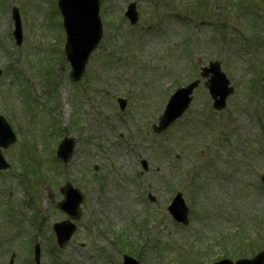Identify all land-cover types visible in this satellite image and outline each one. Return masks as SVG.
Listing matches in <instances>:
<instances>
[{
    "label": "rangeland",
    "instance_id": "rangeland-1",
    "mask_svg": "<svg viewBox=\"0 0 264 264\" xmlns=\"http://www.w3.org/2000/svg\"><path fill=\"white\" fill-rule=\"evenodd\" d=\"M130 3L139 17L133 27L124 17ZM11 7L21 17L19 47L11 36ZM99 13L103 38L82 80L72 84L57 0H0V115L17 136L15 149L2 151L10 169L0 173V264L12 254L13 264H33L36 241L42 264H53L54 254L59 264H119L125 253L139 254L130 255L139 264L252 258L264 250V110L256 113L245 89L252 69L264 64V43L253 42L264 37V0H100ZM212 61L221 63L235 88L226 110L207 121L211 99L201 83L189 112L155 136L151 126L170 95ZM118 98L127 101L123 112ZM260 99L264 104V94ZM214 131L225 140L204 142ZM63 137L76 141L67 166L54 158ZM202 149V159L213 163L198 158ZM173 159L196 177L191 198L182 194L187 227L167 212L182 193ZM25 164L44 166L43 175L24 182ZM66 181L83 194L82 217L59 250L51 225L66 219L56 210ZM6 188L16 207L11 215Z\"/></svg>",
    "mask_w": 264,
    "mask_h": 264
},
{
    "label": "water",
    "instance_id": "water-1",
    "mask_svg": "<svg viewBox=\"0 0 264 264\" xmlns=\"http://www.w3.org/2000/svg\"><path fill=\"white\" fill-rule=\"evenodd\" d=\"M58 7L63 18V27L66 33V44L64 54L66 60L71 65L70 79L77 82L82 77L85 66L90 54L96 49L102 38V24L99 19V0H58ZM131 24L137 22V14L135 7L131 5L126 13ZM13 19L15 21V38L17 44L21 42V31L19 17L16 10H13ZM210 79L205 83V87L214 100L213 107L216 110L225 108L226 98L233 93V89H229V82L225 79L224 74L220 72L218 63L210 64L209 69L202 71V77ZM199 82H194L185 89L178 90L170 99L164 115L159 120L158 127H154L155 133H161L171 126L188 108L191 101V94ZM121 109H124V101H119ZM14 141L9 128L0 119V146L6 148ZM74 147L73 139H64L61 143L57 156L64 164L70 161L72 149ZM144 168L145 164L143 163ZM0 156V169L5 168ZM61 193L64 201L59 204V208L65 212L71 219L77 220L80 217L79 205L82 201V195L71 188L67 184ZM168 211L172 217L179 223L187 224V209L184 207L180 195L174 199ZM58 244L63 247L71 238L75 231V227L70 222H64L54 227ZM39 247H35V262L39 264ZM264 254L259 255L251 261H241L236 264H263ZM124 264H138L128 257H124ZM218 264H232L223 261Z\"/></svg>",
    "mask_w": 264,
    "mask_h": 264
},
{
    "label": "trees",
    "instance_id": "trees-1",
    "mask_svg": "<svg viewBox=\"0 0 264 264\" xmlns=\"http://www.w3.org/2000/svg\"><path fill=\"white\" fill-rule=\"evenodd\" d=\"M262 76H264V69H260V70H258V73H255V74L252 75L251 81L253 83H255V85L257 86L256 92H255V96H257V94L261 95L264 92V82L262 80ZM259 110L263 111L264 110V106L261 107V108L259 106ZM210 121L211 120L208 119V122H210ZM193 129H194V127H193ZM210 135H208L207 137H209ZM194 137L196 138V134L195 133H194ZM207 137L205 138V140L207 139ZM200 139H201V137H200ZM216 140L218 141L219 138L217 137ZM186 141L190 142L191 140L189 138V139H186ZM201 155H202V153H201ZM201 155H199V156H201ZM177 170L181 173V177H185V176L186 177H190L191 174H192V171L191 172L188 171L187 173H185V172L183 173L180 168H178ZM192 177H194V176H192ZM192 180L194 181L195 177ZM188 187H192V181H191V185H189ZM188 189L189 188H187V190Z\"/></svg>",
    "mask_w": 264,
    "mask_h": 264
}]
</instances>
